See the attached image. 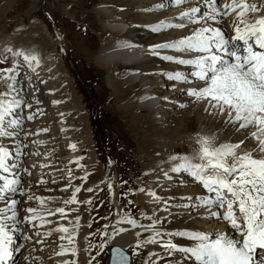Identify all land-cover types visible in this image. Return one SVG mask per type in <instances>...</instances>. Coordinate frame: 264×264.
I'll return each mask as SVG.
<instances>
[{
	"label": "bare ground",
	"instance_id": "bare-ground-1",
	"mask_svg": "<svg viewBox=\"0 0 264 264\" xmlns=\"http://www.w3.org/2000/svg\"><path fill=\"white\" fill-rule=\"evenodd\" d=\"M118 1L120 3H116L114 0H98V5L93 8L95 15L98 18L102 17L101 27H103V30H109L111 33H113L114 37H116L114 39H108V41L111 42V44H108V46L105 45L106 41H102L103 44L102 49L100 48L101 51L99 52L98 50L99 53L97 56H94H96L95 63L102 66L103 68H106V79L108 82L107 85H109L111 88L113 96L115 98H121L124 96L127 97L125 103L118 106L117 110L120 112L122 111V113H126L130 110L137 111L140 109L144 112V116L141 118L144 120V123L152 124V128L162 132V134L171 130V124L169 121H167V118L170 116L168 112H173L172 115H179L181 118L183 115L184 120H192L193 126H195L193 127L194 133L204 132L202 135L215 134L218 137L217 143L228 141L237 142L240 139H244L243 136L236 133L234 136H232L228 135L226 131H215L214 133L210 132V126H208V124L204 122L201 117H199L201 112H205V109L208 107V105L203 100H198L193 96H189L187 94V90L194 88L197 85H201L203 82L197 81L195 78L190 76L189 73L193 70L190 67L179 65L182 68H173L171 67L172 65L170 66L167 63H175L168 61L163 62L164 60L161 59L162 55L183 56L184 54L168 49L157 50L159 52L158 55H153L150 52V46L174 39H179L186 34H190L191 29L198 27V25H189L188 29H167L159 33H154L150 30L152 25L161 20H166L172 23L186 22L178 19L180 12L187 11L193 6H202L203 0H189L188 3L182 4L178 7L169 6L162 9L154 8V6L158 3H161L162 0L159 2L158 0ZM163 2L167 3V0H163ZM221 2H223V0H221ZM249 2H259V0H249ZM13 3L14 0H0V17L4 16L6 13H9ZM119 5L124 7L123 10H121V12L118 14H113V9L111 7H117ZM149 8L152 9L154 12L153 14H149ZM124 17H127L126 19L129 21L126 22ZM233 20L234 14L228 16L222 25L213 26L223 27L226 33L230 35L232 34L231 25ZM1 26L4 27L1 24L0 29L2 28ZM22 28L23 29H20L19 27L10 35H3L0 33V36H2V38L0 37V53L2 54V52H4L6 54L5 59L8 58L9 60L8 68L16 66L15 72L10 74L15 76V80L13 81L11 79H3V82L0 81V86H4L7 90L6 92H9L10 90L8 85H13L15 91H11L10 95H8L6 99L11 100L15 98L23 101L21 107L15 109V112L19 114V117L22 120V126L17 129V132L19 133L18 137L0 138L4 144H7L6 146L11 144V149L9 151L12 154V160H10L9 163L19 164V170L17 171L14 169L13 174L11 175L0 172V175H7L10 179L18 176L19 179L21 178L20 181L23 180V177L30 176V179H34L30 181V183L35 182L32 183L35 184L33 186L25 183L23 186L25 188L22 187V189H19L21 185L19 187L16 186L18 190L15 194L6 193L7 200L0 201V208L5 207L6 203H10L11 199H16L19 203H21L19 206H17V221H19V223H16L17 230H10V234L12 235L14 241L12 248H20V250L13 252V256L9 261V264H16L18 262L22 264L24 261H28V264L33 262L34 264H41L44 259L48 261V264H50V261L54 264H63L68 255H57V253L61 251V245H63L64 248L66 247L65 249H71L73 245H76L79 248L80 253H82L81 257H79V264H85L86 262L83 263V260H86V255L84 253L85 248L82 246L84 243H82V237H80V235L76 237L77 232L74 229V223L76 224V218L79 217V223H81L83 227L86 226L85 223L88 216V207L84 206L85 203L83 204L81 201L80 204L78 203L79 205L75 211H73V209L68 206L70 204H64L60 196V189L62 188V184L63 186L68 185V182L72 179L73 172L65 171V173H63L64 178L60 180L59 178H61V173L63 170L61 169L57 171V169L60 164L62 165V163L65 164L66 162L68 165H76L78 167L77 170L79 172H83L84 175L87 176L86 180L83 179V182L87 184L86 188L84 187V191L81 190L79 193H77L78 198L79 196L81 197V195L85 197L90 196L91 192H88L87 188L90 187V180L94 173H96L95 180L99 178L101 166H98L99 162L97 161L96 154L91 150H87L90 148L91 143V140L88 137V131L85 129L87 124L84 127H81L84 128V131L81 133L79 132L83 135L80 137L81 142L79 143V141H76V128L71 122V120L76 122L75 119H73L75 115L73 118H69L67 116L64 109L65 104L63 102V98L58 94L57 88L55 89L53 87L55 82L57 85V81L60 78L65 77V74L60 72L59 69H57L58 67L56 68L57 64H52L47 60V58L54 59V57L46 56L44 52L41 51L43 52L41 53L37 47H48L52 41L51 35L47 33L45 26H43V24L38 20L34 21L33 24L28 27V29L23 26ZM0 32L3 31L0 30ZM80 35L81 34H79V36ZM42 39H45V41H42V44L40 43L39 45L38 43L36 44L37 46H34L35 41ZM141 42H145V46L141 45ZM30 46L32 49H30ZM7 48L12 49V51L9 52ZM62 48H64L63 45ZM16 51H23L28 54L36 55L38 58V64L33 62L31 66H29L28 64L24 63L22 57L14 55ZM162 62L164 64H162ZM33 66L37 67L36 73L32 72ZM20 67H22V69L25 68V71L22 72ZM177 71L184 72L186 75H188L189 82L184 83L180 81L169 80L167 78L166 74ZM22 74L23 76H21ZM26 76H29L30 79H25ZM159 79H162L163 82L166 83H162L159 86L155 85L156 81ZM68 81L70 83V88H72L70 78ZM65 82H67L66 78ZM36 83H39V87H36ZM36 90L38 91L36 92ZM3 91L4 90H2V92ZM42 97H45L46 100H39ZM53 101H59V103L54 104ZM118 101L122 100L118 99ZM186 105H189V108L183 109L182 111L176 110L183 108ZM29 115L34 117L32 120H30L31 123H28L29 120L27 117ZM221 118L225 128L229 129V127L224 123V117ZM43 129H46L47 131H42ZM189 131H191V128ZM54 132L57 133L56 139L59 138L56 143H66L68 147L70 145H75V148H68L71 157L68 159L64 157V159H61L56 166L55 162H53L52 165L50 161L52 160L50 156L56 155L55 150L50 148L52 146L51 143H53L52 140L55 139L53 138L54 134H52ZM158 136L156 138H158ZM186 141L187 140H185V143ZM246 143L248 144L249 150L256 146L255 140L246 141ZM0 146L4 147L3 145ZM46 146L50 147L47 148ZM151 146L152 145L149 143V147ZM142 147L143 146H141V148ZM16 148H19L20 155L16 154ZM83 149L87 150L86 158L81 156L80 151ZM151 151L153 150H150L148 147L145 150L142 149L143 155L141 157H145L146 160H152L150 157ZM185 152L189 154L192 152V149H189ZM254 155L259 154L254 153ZM165 157H162L161 162L167 165H165L162 169L156 168L157 163L152 165L153 169L150 168L148 170L146 168L147 166L144 167V184L142 187H145V189L143 192L140 190L138 191L136 199L137 203H140L143 209V215L155 217L157 222L160 218H170L174 219L175 221L184 220L185 226L183 228L176 229L173 232L180 230H197L203 233H223L226 231L231 233V228H228V225L225 224L227 222L224 223L222 220L215 221L214 218L209 216V209L197 206L198 202L195 200V198L205 195V191L202 189V187L200 185L196 186L197 183L187 174L182 175L171 172V168L177 162L172 161L170 159L171 156H168L166 159ZM69 172H71V177L69 176ZM165 173H168V176H165ZM48 176H50L51 179H49ZM41 180L45 181L44 185L55 181L54 184H56L54 187L57 188L56 191H51L48 187L37 188L36 185L41 186ZM110 182L111 184H116L115 172L111 177ZM0 183H2V181H0ZM187 184L190 186V188L187 187L186 189L183 186H186ZM176 186H181L183 188L180 190L179 188H176ZM40 190L42 192H40ZM26 191L32 192V194H29L28 192L27 194H24ZM149 191H153L158 194L160 198L159 203L155 202V200L148 195ZM21 193H23L22 197H20ZM29 196H33L34 198L42 197L44 198L45 202L44 204H41L36 199L29 201ZM188 197L193 199L189 200L187 199ZM83 199L85 200V198ZM165 202H167V204H165ZM186 205H191V207ZM58 207H65L66 218L61 219L60 215L57 213L52 215L47 220L45 219V216H43L44 221H50L47 223H42L40 219L35 220L33 224L23 222L24 217L29 215L25 211L27 208H34L38 213H48L49 211L55 212V209ZM211 210L215 211L217 209L212 208ZM7 215H11V213L9 212ZM7 223L11 225L15 222L8 221ZM137 224L147 226L146 224H143V222H137ZM60 226L67 227L69 232L60 233L54 230ZM128 226L129 227H123V225H119V228L126 229V231L120 235L113 236V232H110L108 234V243H118L124 246L126 243L129 244L138 237L136 235L137 232L140 234L148 233L143 227L133 228L131 224H128ZM226 227L227 230L225 231ZM62 235L66 237L68 235H72L73 244L70 245L67 239L62 241L60 239ZM24 236H28L29 239L25 240L23 238ZM109 237L112 238L110 239ZM167 238L169 239V237H164L165 240ZM53 239L57 240V246L51 242ZM172 239L175 243H179V239L182 246H190V242L184 240L183 238L176 237ZM21 245H23V247H20ZM145 247L152 250L153 252H156L157 256L154 260V264H195V261L192 258L186 257L181 253H173L172 255H168L158 244L145 245ZM38 249H47V251H45L44 257L37 253L36 250ZM19 252L20 254L18 255ZM258 252L260 253L259 256H261V253H264V249H259ZM254 262L255 264H261V261L258 262L256 258L254 259Z\"/></svg>",
	"mask_w": 264,
	"mask_h": 264
},
{
	"label": "snow or ice",
	"instance_id": "snow-or-ice-1",
	"mask_svg": "<svg viewBox=\"0 0 264 264\" xmlns=\"http://www.w3.org/2000/svg\"><path fill=\"white\" fill-rule=\"evenodd\" d=\"M188 2L189 0H167L165 3L162 0L154 8L178 7ZM233 14L232 34H227L223 27L213 26L222 25L224 20ZM178 19L186 22L172 23L161 20L152 25L150 30L159 33L167 29H188L189 25L198 27L179 39L150 46L151 54L158 55L159 49L184 54L162 55L161 59L193 69L189 73L190 76L203 83L188 89L187 94L205 101L208 105L205 111L211 109V115L224 117V123L230 131L243 136L244 139L217 143L218 137L215 134H197L191 153L170 157L172 161L177 162L171 172L192 177L205 191V195L195 198L197 206L209 209L210 217L227 222L232 232H160L155 228L157 220L151 217L148 219L152 222L147 226L138 225L135 219L118 223L126 222L133 228L143 227L149 233L142 242L137 241L136 248L158 244L168 255L181 253L192 258L195 264H255L257 250L264 249V0H203L202 6H193L187 11H181ZM8 51L11 52L12 49ZM14 55L22 57L24 63L29 66L33 62L38 64V58L34 54L16 51ZM15 67L0 68V78L14 81L15 76L10 74L15 72ZM166 75L169 80L189 82L188 75L184 72L177 71ZM8 88L9 92L0 93V138L18 137L17 129L22 126V120L15 109L20 108L23 101L6 99L11 91H15L11 84ZM33 118L32 115L27 117L28 120ZM251 140L256 141V146L249 150L246 141ZM69 147L75 148V145ZM15 152L20 155L19 148H16ZM10 160L12 154L9 149L0 146V172L11 175L14 169L19 170V164L9 163ZM69 176L71 177V172ZM165 176H168V173H165ZM83 179L86 180L87 176ZM0 181V201H6V193L17 192L16 186L20 179L18 176L10 179L7 175H0ZM107 187L111 193L112 185L108 184ZM66 190L67 186L62 189ZM80 191L79 186L75 187L71 198L64 201L65 205L79 203L77 193ZM87 191L92 192L93 189L89 188ZM140 191L143 192L144 189ZM148 195L155 202H160L156 192L149 191ZM33 199L41 204L45 202L42 197H28L29 201ZM84 203L90 204L91 200ZM17 204L16 199H11L10 203L0 208V264H9L13 252L20 250L12 248L14 241L10 234V230H17L16 223H19ZM212 208L217 210L212 211ZM25 211L29 215L24 217L23 222L33 224L37 219L42 223L50 222L44 221L42 213H38L34 208H27ZM9 212L11 215H7ZM57 213L61 219L66 218L65 207H58L55 212L49 211L48 215ZM8 221L15 223L9 225ZM76 227H79V217L76 218ZM54 230L60 233L69 232L64 226ZM124 231L125 228H114L113 236ZM100 235L105 234L101 232ZM136 235L141 234L137 232ZM164 237L169 239L165 240ZM176 237L189 241L190 246L173 242L172 238ZM23 238L29 239L28 236ZM60 239H67L70 245L73 244L72 235H62ZM97 247L99 255L104 251L105 244L101 243ZM68 254L75 255V249H65L61 245V251L57 255ZM63 264H75V261L65 260ZM111 264H130L125 249L120 246L111 248ZM261 264H264V253H261Z\"/></svg>",
	"mask_w": 264,
	"mask_h": 264
},
{
	"label": "rangeland",
	"instance_id": "rangeland-1",
	"mask_svg": "<svg viewBox=\"0 0 264 264\" xmlns=\"http://www.w3.org/2000/svg\"><path fill=\"white\" fill-rule=\"evenodd\" d=\"M114 1H116V3H120L118 0ZM159 1L161 0H158V2ZM98 3V0H14L9 13H6L4 16L0 17V25L2 24L4 26H1L2 28L0 30L3 32L0 33L3 35L12 34L19 27L20 29H23L22 26L28 29V27L37 20L40 21L43 26H45L47 33H49L52 38L50 45H48L46 48H40L36 45L38 43L39 45L40 43L42 44V41H45V39L39 41L37 40L38 42L35 41V45H33L37 46L40 52L43 51L46 56L54 57V59L47 58V60L52 64H57L56 68L58 67L57 69L65 74V77H62L57 81L58 86L55 82L53 87L55 89L57 88L58 94L63 98V102L65 104L64 109L67 116L69 118H73L75 115L73 119H75L76 122L73 120H71V122L76 128V141H79V143L81 142L80 137L83 136L80 133L84 131V128L81 127H84L87 124L85 129H87L88 137L91 140L90 148L87 150H91L96 154L97 161L99 162L98 166H101V168L99 178L95 180L96 173H94L91 178L92 181L90 180L91 183L89 188L93 189L90 196L85 197L81 195V197L79 196L77 198L79 204L81 201L84 204L85 201L91 200L90 204H84V206L88 207V216L85 223L86 226L83 227L81 223H79V227L77 228L76 224L74 223V229L77 232L76 237L80 235V237H82V243H84L82 246L85 248V252H82H84L86 255V260H83V263L86 262L85 264H89V261H91V264H106L108 248L110 246L108 243V234L113 232L112 230L116 228V226L117 228H119V225H123V227H129L128 223L122 222L121 224L118 223V221L135 219L137 222H143V224L146 225L151 224L152 221L148 219V216L143 215V209L140 203L138 204L136 201L138 191L140 189H145V187H142L144 184V167L147 166L146 168L148 170L150 168L153 169L152 165L157 163L156 168L162 169L165 165H167L161 162L162 157L164 158L166 156V159L168 156L187 154L185 151H188L189 149L193 150L195 147L197 134L202 135L204 133H194L193 127L195 126H193L192 120H184L183 115L181 118L179 115H172L173 112H168L170 116H168L167 121H169L171 124V130L163 133V135L162 132L152 128V124L144 123V120L141 119L144 116V112L140 109L137 111L130 110L126 113H122V111L120 112L117 110L118 106L125 103L127 97L124 96L121 98H115L113 96L111 88L109 85H107L108 82L106 79V68H103L102 66L95 63V57L102 49V41H106L105 45L108 46V44H111L108 39L116 38L109 30H103V27H101L102 17L98 18L93 11V8H95ZM111 8L113 9V14H118L121 12V10H123L124 7L119 5L117 7ZM148 12L149 14L154 13L151 8H149ZM126 18L124 20L128 22L129 20ZM79 34H81V37ZM0 37L2 38V36ZM144 43L145 42H141L140 44L145 46ZM62 45L64 48H62ZM30 49H32L31 46ZM2 62L5 64L0 63V68H8V65H6L9 63L8 59H3ZM163 62L162 64H164ZM167 64L170 66L172 65L171 67L173 68H182L176 64ZM20 68L22 70V67ZM65 78L67 79V82H65ZM69 78L72 88H70V83L68 81ZM0 81L3 82V78H0ZM162 83L164 84L166 82H163L162 79H159L156 81L155 85L159 86ZM36 85V87H39V83H36ZM2 90L5 92L7 91L4 86H0V93L4 92H2ZM37 91L38 90H36V92ZM44 99L45 97H42L39 100ZM118 99L122 101H118ZM187 108H189V105L176 110L182 111L183 109ZM211 111V109H209V111H203L205 115L201 112L199 116L204 122L208 124V126H210V132L214 133L215 131H226L228 135L234 136L235 132L230 131V129H226L223 125L221 118L222 116L218 114L211 115L209 114ZM29 122L30 121H28V123ZM188 127L191 128L192 132L189 131L190 128ZM52 134H54L53 138H55L52 140L54 144L51 143L52 146L50 145L51 147H48L55 150L56 155L50 156L53 160L50 161L52 165L53 162H55L56 166L61 159H64V157L68 159L71 157V155L68 150V145L66 143H56L59 140V138L56 139L57 133L54 132ZM157 136L158 138H156ZM185 140H187L188 143L187 141L185 143ZM2 142L3 141L0 142V145H3L9 150L11 149V144L6 146L7 144ZM149 143L152 145L151 147H149ZM141 146L143 147L141 148ZM147 147L150 150H153L151 151L150 155L152 160H146L145 157H141L143 155L142 149L145 150ZM84 150L85 149L80 152L81 156L86 158L87 150ZM59 167L57 171L61 169L63 170L61 173V178H59L60 180L64 178L63 173H65V171L73 172L71 181H69L70 179L68 180L69 182L67 185V190L62 191V189L66 187L63 186V184L62 188L59 187L61 188L60 196L64 202L65 200L71 198L75 187L80 186V188L82 187V191L85 190L87 184L83 182V177L86 175H84L83 172H79L76 165H68L66 162L65 164H60ZM114 172L116 173V184H111L110 181ZM26 177V181L24 178V181H20L18 184V187L21 185L19 189H22L25 183L29 184L30 186L35 185L32 184L35 182L30 183V181L34 179H30V176ZM48 178L51 179L50 176H48ZM54 182L48 183L47 185H44V182L41 184L42 187L39 185L36 186L37 188L48 187L51 191H56L57 188L54 187L56 183L54 184ZM108 184L112 185L111 193L107 187ZM183 187L186 189L187 187L190 188L188 184ZM183 187L176 186V188H179L180 190H182ZM27 192L28 191H26L24 194H27ZM40 192L42 191L40 190ZM28 193L32 194V192ZM20 197H22V195H20ZM83 198H85V200ZM19 204L21 203L18 202L17 206H19ZM75 204H70L68 206H70L72 209H76L79 204ZM42 215L45 216L46 220L51 217L48 215V213H42ZM151 218L155 219V217ZM214 220L218 221L219 219L214 218ZM225 224L228 225L227 223ZM161 226H163V230L159 229ZM184 226V220L175 221L174 219L170 218H160L158 219V222H156L155 228L160 232H173L174 230L183 228ZM226 230L227 227L225 228V231ZM101 232H103L105 235L101 236ZM148 235V233H142L129 244L126 243L125 248L132 256V264H154V260L157 256L156 252L148 249L145 247V245H142L140 248H136L137 241L139 240L142 242L143 239H145ZM178 241L179 244H181L179 239ZM51 242L57 246L56 243L58 242L56 239H53ZM101 243L105 244V249L103 252H100L99 255H97V252L99 251L97 245ZM72 247L76 250L75 255L68 254L66 260L75 261V264H79V257H81L82 253H80L79 248L76 245H73ZM36 251L40 256L44 257L45 251H47V249H38ZM19 254L20 252L18 255ZM28 263V261H24L22 264ZM16 264L20 263L18 262ZM30 264H34V262ZM41 264H48V261L44 259ZM50 264L54 263L50 261Z\"/></svg>",
	"mask_w": 264,
	"mask_h": 264
},
{
	"label": "water",
	"instance_id": "water-1",
	"mask_svg": "<svg viewBox=\"0 0 264 264\" xmlns=\"http://www.w3.org/2000/svg\"><path fill=\"white\" fill-rule=\"evenodd\" d=\"M114 246H119L117 244H114L112 245L110 248H109V255H108V260H107V264H111V248L114 247ZM121 247V246H120ZM124 249V248H123ZM126 251V250H125ZM126 254L129 256V259H130V262H131V257H130V254L126 251Z\"/></svg>",
	"mask_w": 264,
	"mask_h": 264
}]
</instances>
